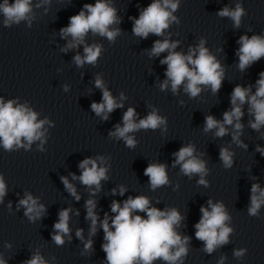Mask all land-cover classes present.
Segmentation results:
<instances>
[{
  "label": "water",
  "instance_id": "1",
  "mask_svg": "<svg viewBox=\"0 0 264 264\" xmlns=\"http://www.w3.org/2000/svg\"><path fill=\"white\" fill-rule=\"evenodd\" d=\"M152 0H110L121 18L113 28L121 29L115 43L105 37L89 33L85 43L103 46L104 51L95 66L85 64L77 67L73 61L76 54L84 55V44L64 52L47 92L38 110L37 121L47 118V129L41 152V141H34L29 150L22 148L17 163L7 183L8 193L0 204V256L8 264H23L31 255L39 253L47 264H107L101 245L103 230L97 226V233L89 236L90 221L85 220L84 202L90 197V189H86L78 180H72L69 173L80 175L79 162L85 157L103 155L111 157L112 165L108 172L109 179L102 181V190L94 197L97 201L96 211L103 219L104 212L110 217L111 202H122L128 196L145 195L150 198V206L160 210L175 207L185 219L176 231L181 236H189L188 254L183 264H264V204L258 211L259 217L249 216L251 186L259 183L264 188V156L256 152V146L264 148V128L256 132L248 126L254 117L248 115V105L243 106L245 112L241 123L244 124L240 139L248 145L247 149L233 143L231 135L214 138L213 133L205 134L202 129L206 115H214L222 120L223 112L229 110L231 92L236 84L253 85L259 73L264 71V58L254 63L245 72L238 65L236 50L237 40L241 35H264V0H181L180 7L174 13L180 23H171L163 36L149 34L147 39L132 34L133 19L138 18ZM89 3H95L90 0ZM241 3L246 15L241 17L240 27L234 28L233 21L228 17H219L218 11L227 6L235 9ZM200 37H206V47L226 66V75L218 95L205 88L200 96L190 99L183 91V85L173 94L168 89L161 91L159 85L166 79L164 73L167 65L160 60L168 55L165 51L159 56H149L155 40L165 38L170 41L179 40L175 51L187 54L188 47H195ZM100 75L117 103L122 108L109 113L107 121L102 120L91 109L93 102L102 101V92L95 87V77ZM67 86V91L64 86ZM123 92V97L121 93ZM184 101V105H180ZM128 107L137 112L136 122L148 115L153 108L158 115L167 117L164 126L155 131L139 130L129 133L139 143L135 149L125 147L124 141L109 136L114 126H123V113ZM231 132V126H229ZM43 131V129H42ZM214 131V130H213ZM26 143V142H25ZM188 143L196 146L195 155L205 153L202 157L210 169L205 179L209 186L198 185V175L189 177L180 173V166L172 167L175 157L173 153ZM228 147L234 152V165L224 169L219 160L220 147ZM162 162L167 164L170 185L150 189L148 177L144 169L149 163ZM99 163V161H98ZM107 166V165H103ZM68 176L81 200L76 201L65 190L60 180ZM124 185L127 191L123 196L112 195L111 190ZM176 185H179L176 188ZM174 188L176 190H174ZM25 192L39 197L40 203L47 207V214L42 220L30 223L24 217V209L17 210L19 199ZM211 198L213 203L223 202L225 210L231 217L225 222L233 229L229 235V243L218 246L211 254L204 250V242L195 237V224L199 221L201 206L207 207ZM11 203V209L8 205ZM65 207H71L73 213L78 209L77 217L70 213L71 241L65 237V244L57 246L51 241L53 224L58 213ZM139 214L146 218L145 213ZM111 224V220H109ZM83 229V241L76 236V229ZM114 230V229H113ZM93 240V249L85 251L84 242ZM11 244V247H6ZM246 248L242 257L234 256V251ZM153 264H167L163 260H155ZM177 264H181L177 261Z\"/></svg>",
  "mask_w": 264,
  "mask_h": 264
},
{
  "label": "clouds",
  "instance_id": "2",
  "mask_svg": "<svg viewBox=\"0 0 264 264\" xmlns=\"http://www.w3.org/2000/svg\"><path fill=\"white\" fill-rule=\"evenodd\" d=\"M181 0H152L146 7L140 11L138 18L133 19L132 34L136 37L147 39L149 34L155 36H163L166 29L171 23L179 24L180 20L172 13L176 12L180 7ZM39 6V5H38ZM32 12V0H4L0 4V13L4 16L3 24L10 27L13 23L19 25L23 20L29 19ZM219 17H228L233 21V27L239 28L241 25V17L246 15L245 9L241 3H237L235 9H229L225 6L217 13ZM121 18L117 14V9L112 6L110 0H95V3H84L81 10L69 18L68 25L60 29L61 38L71 37L67 43L68 49L77 48L84 44V55L76 54L73 61L77 67H83L85 64L95 66L98 58L104 51L103 46L93 43L88 45L85 38L89 33L105 37L109 42L115 43L116 37L120 35L121 29L113 28V25L119 24ZM30 26V23H29ZM206 37H200L198 44L188 47L187 54L182 51H175L180 41H170L165 38L157 39L148 53L150 57L159 56L167 51L168 55L160 60L162 65H167L165 70L166 79L159 85L160 90L168 89L169 84L173 94H177L178 89L183 85V91L188 94L190 99L197 98L205 88H210L211 93L218 95L222 88L226 75V66L217 57L210 53L206 47ZM239 48L236 50L238 56V69L245 72L254 63L264 58V35L248 34L241 35L237 40ZM95 87L102 92V101L100 103L93 102L91 104L92 111L102 120L109 119L108 114L117 108H122L123 104L117 103L109 89L105 86L104 80L100 75L95 77ZM255 92L253 93V85L236 84L231 92L230 109L223 112L222 120L217 119L214 115H206L204 118V126L202 131L207 134L213 133L214 138H223L231 135V140L238 146L247 149L248 145L240 139L243 135L244 124L241 123L245 115L243 106L248 105V115L254 119L248 121V126L256 132H260L264 128V71L259 73V78L255 81ZM67 91V86H64ZM123 97V92L120 94ZM14 100H8L6 103L0 97V145L7 152L24 148L26 151L34 141H41L40 151L45 152L42 147L47 129H44L46 123H51L47 118L37 121L38 113L27 107V105H17ZM184 105V101L179 102ZM158 109L153 108L148 115L136 122L137 112L134 107H128L123 113V126L119 124L114 126V130L109 132L110 137L117 140H123L125 147L135 149L139 143L129 133L139 131L141 129L147 131H155L161 126L167 127V117L158 115ZM231 126V132L229 130ZM43 129V131H42ZM214 130V131H213ZM264 138V133H262ZM26 142V143H25ZM256 152L264 156V148L256 146ZM197 149L193 143H188L173 153L175 157L172 167L180 166V173L192 178L198 175L200 179L198 185L204 187L209 186V181L205 179L210 175V169L207 167V161L202 157L205 153L195 155ZM111 157L98 155L85 157L79 162L80 175L71 172L69 175L72 180H78L86 189H90V197L85 200L84 207L86 209L85 220L90 221L89 236L97 233V226L103 230V240L106 241L101 245L105 253L107 264H153L155 260H163L167 264H177L180 261L183 264V258L188 254L190 237L181 236L175 230L185 217L175 208L160 210L150 206V198L145 195H137L135 197L128 196L126 200L121 202L113 200L111 202V213L115 214L110 217L104 212L103 219L96 211L97 201L94 198L97 193L102 190V181L109 179L108 172L112 165L109 162ZM219 160L224 169H231L234 165V152L228 147L221 146L219 149ZM99 161V163H98ZM107 165V166H103ZM167 164L162 162L149 163L144 169V175L148 177L150 189L155 191L157 188L170 185L167 174ZM60 180L64 186V190L72 196L76 201L81 200V195L68 176H61ZM179 185H176L178 188ZM174 190H176L174 188ZM127 191L124 185H119L118 189L111 190L112 195L123 196ZM8 193V185L4 176L0 174V204H3L4 198ZM39 197H34L31 192H25L24 197L19 199L17 210L24 209V217L30 223L42 220L47 214V207L39 202ZM264 204V188L259 183H253L251 186L250 206L248 208L249 216L259 217L258 211ZM11 209V203L8 205ZM201 216L195 224L196 239L204 242V250L211 254L218 246L229 243V235L233 229L225 225L231 217L225 210L223 202L217 201L213 203L209 198L207 207L201 206L199 209ZM145 213L146 218L139 214ZM70 213H73L71 207H65L58 213V219L53 224L51 233V241L57 246L65 244V237L71 241L70 235ZM79 216V210L74 213ZM111 220V224L109 223ZM114 229V230H113ZM76 236L83 241V229H76ZM6 247L10 248L11 244L6 243ZM85 251L93 249V240L89 238L84 242ZM247 252L246 248L234 251V256L242 257ZM0 264H8V261L0 256ZM23 264H47V261L39 253L34 252L30 259L23 261Z\"/></svg>",
  "mask_w": 264,
  "mask_h": 264
}]
</instances>
